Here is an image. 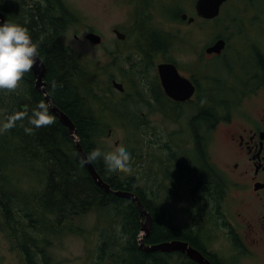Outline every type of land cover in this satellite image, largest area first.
<instances>
[{
  "label": "flooded vegetation",
  "instance_id": "obj_1",
  "mask_svg": "<svg viewBox=\"0 0 264 264\" xmlns=\"http://www.w3.org/2000/svg\"><path fill=\"white\" fill-rule=\"evenodd\" d=\"M37 1L41 7L60 15L57 7L45 5L44 0ZM108 1L110 9L119 15L118 21L109 23V27L116 38V49L125 53L123 58L128 66L124 67L120 80L122 90L110 87L102 92L108 94L107 99L117 100V114L121 119L127 120L133 108L134 121L145 122L144 109H149L155 123L162 128L175 125L177 128L181 124L180 136L190 141L189 148L175 144L173 138L177 131H174L172 147L166 144L157 149L162 158L158 155L146 162L157 175L151 180L152 188H162L179 203H188L187 223L178 225L186 240L179 241L197 250L210 264H264V2L259 10L256 4L247 7L246 14L250 15L255 30L252 38L237 45L230 41L236 33L230 28V40L217 35L212 41L195 46L183 38L202 21H222L223 6L230 1L211 20L197 14L198 0L190 6V13L182 8V0ZM64 10L71 13L69 7ZM169 10L170 21H166ZM173 10L176 11L173 13ZM223 17L225 20L226 16ZM10 20L13 22L8 17ZM70 24L65 23L63 33L61 28L57 31V41H63ZM116 31L124 37L118 38ZM74 38L80 39L77 35ZM219 40H223V46L213 50ZM81 41L91 44L86 38ZM194 46L197 49L191 48ZM217 62L225 75L214 72ZM162 64H169L177 71L179 78L169 79L174 92H167L163 87L159 73ZM124 70L130 72V79ZM132 78L131 90L128 83ZM114 80L116 76L111 75L110 83ZM234 109L238 110L236 114ZM242 109L249 112L239 117ZM164 110L167 116L174 115L176 119H164ZM237 119L244 124L235 125L234 130L232 125ZM221 125L230 127L227 136L235 150L224 167L209 155ZM139 130H142L140 125ZM207 143L209 150L205 151ZM138 184L149 187L144 177ZM202 235L214 236V239L207 242ZM218 241L220 244L216 245ZM170 254L171 259L182 255L185 264H197L186 254Z\"/></svg>",
  "mask_w": 264,
  "mask_h": 264
},
{
  "label": "trees",
  "instance_id": "obj_2",
  "mask_svg": "<svg viewBox=\"0 0 264 264\" xmlns=\"http://www.w3.org/2000/svg\"><path fill=\"white\" fill-rule=\"evenodd\" d=\"M44 1L45 5L57 7L61 12L60 15L53 13V9L51 12L48 7H41L37 0H0V11L4 13L7 22L26 27L33 42L37 44L38 55L46 67L44 79L47 96L52 106L59 108L75 125L84 152L87 154L93 149H98L102 154H112L100 143L112 126L104 115L105 113L113 115L114 117L110 118H114V122L122 126L127 120L134 121V109L131 108L127 120L116 115L117 100L99 98L100 91L108 90V88L101 89V85L108 87L111 77H108L105 84H100L99 79L106 68L110 67L122 74L123 68L120 63H116L109 64L103 69L96 66L90 71L87 62L91 59L74 56L63 41L56 40L57 31L61 28L63 33L65 23L77 22L78 16L70 8L71 13H66L64 9H67L68 5L63 0ZM18 14L25 20L17 17ZM8 17L12 20L15 18L17 22L8 21ZM132 80L133 78L128 83L131 90L134 85ZM34 82L32 71L29 70L15 89L0 90V108L6 122L11 121V127H4L1 130L4 139L0 140V179L7 183V186L0 183L1 231L5 232L14 242V246L22 252L26 264H49L51 261L50 256L41 249V239L35 232L36 228L40 229L44 237L45 233L41 228L44 226L49 228L50 233L58 229L62 234L71 228L74 233H80L79 228L72 227L73 216L84 217L87 211L109 219V227L106 228L109 232L108 239L106 244L102 243L100 253L105 254L116 246L113 250L117 252L110 253L112 256L119 253V258L116 260L118 264H185L182 255L171 259V254L148 253L139 249L138 235L144 220L143 215L139 214L136 204L130 199L108 193L95 184L84 164L81 163V157L68 128L59 121L50 107L49 111L54 116L53 122L34 128L31 133L25 132L26 127H32L29 124L32 110L39 102L47 104L44 95L35 89ZM106 102H115L117 106L105 109L103 106ZM122 128L136 133V128L127 125H123ZM129 152L133 160L135 156L132 151ZM14 158L18 161L29 158V162H38L42 165L38 175L39 178L44 179V190L41 195L26 197L24 192L19 193L11 184L7 177L10 171L6 166L11 165ZM91 164L112 191L133 193L149 212L152 226L149 235L144 238L146 245L162 241L186 240L181 229L171 223L167 205L159 197L152 198L147 192V186H140L135 177L131 178L124 173H108L102 160ZM21 211H27L28 217L31 219L35 217L36 220L33 234L27 236L22 233L25 241L16 243V240L20 239L14 227L18 228L16 225L20 222ZM19 230L21 231L22 228L20 227ZM115 235H117L116 241L113 240ZM112 244L114 247L111 249Z\"/></svg>",
  "mask_w": 264,
  "mask_h": 264
},
{
  "label": "rangeland",
  "instance_id": "obj_3",
  "mask_svg": "<svg viewBox=\"0 0 264 264\" xmlns=\"http://www.w3.org/2000/svg\"><path fill=\"white\" fill-rule=\"evenodd\" d=\"M8 1V0H2ZM10 1V0H9ZM68 2V7L73 10L76 15L78 16L77 22L70 25L69 31L65 32L62 36V40L64 45L70 49L74 56L80 57L82 59H91L87 62L88 69L90 71L93 70V67L99 66L100 68L107 67L109 64H116L120 63L122 68L127 67L128 65L125 63L123 55L125 53H120L117 50V46L115 45L116 38L112 34V28L109 27V23H113L118 21L119 15L117 12L110 9V2L108 0H64ZM183 7L190 13L192 9V3L194 0H182ZM263 0H231L230 2L226 3L222 10V21L219 23L217 21H202L200 25L196 24L192 27L191 31L188 33L186 38H183L185 41H192L195 46L200 43H207L208 41H212L215 36L223 35L224 38L228 37L229 39V32L230 28L232 30H236V33L233 34L230 41L235 42L237 45L246 41L245 39H250L254 34H252L255 30H253L251 23H250V15L247 13V7L255 6L259 9L262 7ZM255 7V9H257ZM176 10H173V13ZM223 16L225 20H223ZM17 17H21L19 14ZM25 20L21 17V20ZM241 19V21H240ZM15 22V18H13ZM166 21H170V10L168 11L167 17L165 18ZM221 20V19H220ZM231 21V25H230ZM250 23V24H249ZM249 24V25H248ZM248 25V28H247ZM226 27V29L224 28ZM93 30L95 33L100 35L103 39V44L99 46H95L92 44H88L86 41H81V38L85 39V34L87 31ZM77 35L80 39H75L74 36ZM191 47L192 49H197V47ZM186 47V46H182ZM115 48V51H114ZM125 65V66H123ZM127 65V66H126ZM122 70V69H121ZM113 71V72H112ZM124 72L127 75V78L130 79V72ZM214 72L220 73L221 75H225L224 69L217 64L214 65ZM116 76L117 82H121L122 80V72L118 73L114 71L112 68H106L103 70V74L101 75L99 82L100 84H105V81L108 80V77L111 75ZM120 74V75H118ZM105 87L106 85H101ZM111 87V84H109ZM108 94L102 91L99 92V98L107 99ZM1 98V97H0ZM117 104L115 102H106L103 106L105 109L111 108ZM251 107L250 109H252ZM146 116L144 118L145 122L138 123L137 121L130 122L125 121L123 125H127L130 128H136V133L128 132L124 130L119 123H115L111 118L114 117L113 115H107L105 113L104 118L106 121L112 125L110 129L111 135L108 137L107 134L102 138L101 145L105 146L109 149L112 154H114L118 149H128L132 151L135 158L130 161L131 168L129 171L121 172L125 175L130 176L131 178H136L140 180L141 178H145L146 184L149 185L147 192L153 198L154 196H159L161 201H165L164 204L167 205L171 220L175 225L184 226L187 223L186 217V206L181 204V201H176V199L171 198L162 188H152L151 187V180H155L157 175L154 174V169L149 166V163L146 164L148 160H154L156 156L162 158L160 154L156 152L157 149H162L166 144H169L172 147L171 143V135L174 131H177V134L173 138V142L177 145H180L183 148V144L189 148L190 141L187 142L185 136H180L182 127L181 124L175 128L177 125L173 127H164L162 128L161 125L156 124L154 118L151 114V110L144 109ZM164 113L162 117L164 119L172 120L176 119L173 115L167 116ZM238 110L234 109L233 114L237 113ZM249 112L248 110L242 109L240 116L242 117L243 114ZM257 110L255 109V114ZM261 113V111H259ZM155 118H159L160 122L161 119L158 115H155ZM140 122V120H139ZM5 116L3 117L2 121V113L0 111V128H4V124H6ZM237 123V124H236ZM141 126L142 130H139V125ZM244 124L241 120L237 119L234 121L232 127L236 130L235 125ZM119 126L121 128H119ZM0 129V140H3L4 137L1 135ZM228 128L227 125L220 126L219 136H216V140L213 142L210 147L209 155H211L212 160L216 161L220 164V166H225L235 151L234 147L232 146L231 142L228 139ZM140 131V134H139ZM142 134V135H141ZM177 136V137H176ZM211 141V140H210ZM209 143L205 145V151L209 150ZM230 154V155H229ZM191 156L194 158L193 153ZM229 156V157H228ZM26 166L32 167L35 171L39 173L42 170V165L38 162H29L26 158L22 163ZM15 174L14 178L17 177L22 178V185L25 186L27 189L29 188H37L36 185L38 183V174L31 173L27 171L24 167H17L14 169ZM23 189L19 188V191ZM182 200L185 199V196H182ZM177 202V203H176ZM173 203H176L173 205ZM20 215L29 216L27 211L20 212ZM84 217L80 216H73L72 222L74 225L72 227L79 228L80 233H74L73 228L66 230L64 233H59L56 231L55 233L51 234L49 230H45V237L44 241L41 243L42 250L50 256V263L49 264H117L116 260L119 258V253L115 256L111 253H116V250H113L115 247L112 244L111 249L105 252V254H101V245L102 243L107 242V235L109 232L106 228L109 226V219L104 218L101 215H97L95 213H90L87 211ZM16 217V216H15ZM169 217V216H168ZM31 220V219H30ZM33 220V219H32ZM209 220H206L208 223ZM66 223V222H64ZM2 224L0 223V264H26L23 256L17 249H11L10 245L7 243V236L6 233L1 231ZM61 228V227H60ZM106 229V230H105ZM73 230V231H72ZM20 237H24L21 232L17 231ZM38 233V231L36 232ZM222 233V232H221ZM50 234V235H46ZM116 236L113 238L116 241ZM113 237V236H112ZM203 239L207 242L212 241L214 236H207L202 235ZM224 237V235H223ZM47 243L48 246H47ZM220 242L218 241L216 245H219ZM111 252V253H110ZM177 258V257H175ZM40 260L42 261L41 257Z\"/></svg>",
  "mask_w": 264,
  "mask_h": 264
},
{
  "label": "clouds",
  "instance_id": "obj_4",
  "mask_svg": "<svg viewBox=\"0 0 264 264\" xmlns=\"http://www.w3.org/2000/svg\"><path fill=\"white\" fill-rule=\"evenodd\" d=\"M38 57L37 44L26 27L18 23H0V90L15 89L23 75L32 69ZM53 82V87H55ZM54 116L49 111V105L39 102L32 110L29 124L25 132L31 133L34 128L51 124ZM4 127H11V121ZM131 153L126 149H118L114 154H102L93 149L81 159L82 164L103 161L105 170L110 174L129 171L131 168Z\"/></svg>",
  "mask_w": 264,
  "mask_h": 264
},
{
  "label": "water",
  "instance_id": "obj_5",
  "mask_svg": "<svg viewBox=\"0 0 264 264\" xmlns=\"http://www.w3.org/2000/svg\"><path fill=\"white\" fill-rule=\"evenodd\" d=\"M225 1L227 0H198L196 4L197 14L206 19L215 18L219 14L220 6ZM184 18L186 17L184 16ZM4 22H6L5 18L0 13V23H4ZM116 36L118 38L124 37L118 31H116ZM86 38L89 39L90 42L93 43V45L101 43V36L93 32L88 33L86 35ZM222 41L223 40H219V42L213 47V50H219V48L223 46ZM32 70L36 77V82H35L36 89L38 91H44V89L41 86L44 85L43 77H44L45 67L42 61L39 59V57H37L36 63L33 65ZM159 73H160V76L163 82V87L165 88V90L167 92L168 91L174 92L173 91L174 86L170 83L169 79L173 78L174 76L179 78L175 68L169 64L168 65L162 64L159 66ZM113 86L119 90H122V84L120 83L113 81ZM175 93H178V91L176 90ZM46 99H48V97ZM50 110L59 119V121L65 127L68 128L69 134L71 135V137H73V140L75 142L76 150L82 159V157H84L86 153L82 149V146L79 143L78 137L76 138L77 130H76L75 125L68 118V116H66L59 108H56L55 106L51 105ZM84 166L86 167L87 171L89 172L90 176L92 177L93 181L95 182L97 186H99L100 188H102L104 191L108 193H113L116 196L133 200L137 204V207L139 208L140 212L144 214L145 216V222L143 224L144 235L141 237V239H139L141 250L148 252V253L181 252V253L188 255L190 259H192L194 262L198 264H210L209 261H207L197 250H195L194 248H192L191 246H189L187 243L183 241L173 240V241L154 243L152 245H146L143 242V238L149 235L151 226H152V220H151V215L149 214V212L146 211L140 199L130 192L112 191L109 185L103 182L101 177L97 174L91 162L84 164Z\"/></svg>",
  "mask_w": 264,
  "mask_h": 264
},
{
  "label": "bare ground",
  "instance_id": "obj_6",
  "mask_svg": "<svg viewBox=\"0 0 264 264\" xmlns=\"http://www.w3.org/2000/svg\"><path fill=\"white\" fill-rule=\"evenodd\" d=\"M45 72H46V70H45ZM45 72H44V75H45ZM43 80L45 81V79L43 78ZM45 93L47 94V91L45 90ZM86 168V167H85ZM89 173V172H88ZM176 176H179L178 175V172H176ZM136 196V195H135ZM131 201H133V200H131ZM134 202V201H133ZM135 203V202H134ZM136 204V203H135ZM136 207H137V204H136ZM137 209H138V211H139V214L140 215H143V217H144V220L142 221V224H141V229H140V233H139V235H138V238L139 239H141V237L144 235V231H143V224H144V222H145V216H144V214H142L141 212H140V210H139V208L137 207ZM147 237V236H146ZM146 237H144V238H146ZM137 238V239H138ZM144 238H143V242H144ZM138 247H139V249L141 250V248H140V242L138 241ZM118 264V263H117Z\"/></svg>",
  "mask_w": 264,
  "mask_h": 264
}]
</instances>
